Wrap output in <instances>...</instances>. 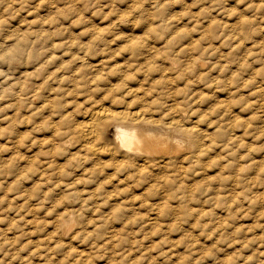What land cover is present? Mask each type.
Returning a JSON list of instances; mask_svg holds the SVG:
<instances>
[{
	"label": "bare ground",
	"instance_id": "1",
	"mask_svg": "<svg viewBox=\"0 0 264 264\" xmlns=\"http://www.w3.org/2000/svg\"><path fill=\"white\" fill-rule=\"evenodd\" d=\"M43 1L0 0V213L34 224L48 201L58 203L53 237L86 259L96 248H83L89 233L211 230L179 226L186 216L243 233L245 225L229 224L232 214L244 208L250 216L264 202V191H255L264 189V148L257 146L264 136V68L254 66L251 47L215 33L250 40L263 16L247 17L237 6L243 0H197L208 28L201 33L166 15L179 0H145L140 34L137 26L120 27L121 17L83 38L56 40L63 27L31 30L34 10H49ZM244 1L264 14V0ZM149 192L152 214L143 224L129 210ZM158 211H175L176 220L168 223ZM91 219L98 222L89 225ZM51 243L62 241L40 247L52 250Z\"/></svg>",
	"mask_w": 264,
	"mask_h": 264
},
{
	"label": "rangeland",
	"instance_id": "2",
	"mask_svg": "<svg viewBox=\"0 0 264 264\" xmlns=\"http://www.w3.org/2000/svg\"><path fill=\"white\" fill-rule=\"evenodd\" d=\"M35 1L36 0H30L32 5H34L33 3H35ZM95 1H98L99 3L97 2L95 5H90L92 0H44L43 2H45L46 6L49 5V10L47 12H42V9L37 11L34 10V13L32 14L34 18L32 16L28 20L32 21L30 22L32 25L31 30L36 31L39 29H47L52 32L54 30L52 28L57 26L63 28L62 32L58 34L59 36L54 35L56 40L67 39L70 38L69 36H78L83 38V33L93 26H102L105 28L107 25H109V23H112L114 19L118 22L121 17H124V23H119V26L121 27L124 25L130 28V26L132 27L140 24L142 17L147 15L146 11L143 12V10L148 8L145 0ZM179 2L180 3L175 4L178 5L177 7L174 4H171V8L167 11L168 14H166L174 16V24L179 28L187 27L201 33L205 30L207 31L208 28H204L207 26L206 21L203 19L205 18L204 16H206V13L201 11L200 3L197 2V0H179ZM246 2L247 1L244 0L242 2H238L237 6L239 7V4H241L239 9L241 8L247 17H252L254 15L257 16L258 14L259 16L257 17L263 16L260 19H257L259 22L256 21V25H254L255 31L258 34L256 35V32L253 31V38L250 40L246 39L247 42H244L246 41L245 39H233L235 36H232V34L229 35V33H223L219 31V29L215 34L217 38H220L219 40L227 42H234L237 40L235 43L241 45V47H251V49L249 48L247 50H250V54H252L250 58H253V60H256L257 58V62H254V66H257L258 69L260 67L261 69V67L264 68V66L260 65L261 62L259 63L258 60L260 61V59H262L264 62V57H261L262 55L264 56V14H262L260 11L258 13L252 9H248L246 4L249 1L247 3ZM250 2H254V0H250ZM186 3L189 4L187 5ZM179 4L184 7H180ZM234 4L232 3V5ZM89 5L91 8H89ZM191 5H193V7ZM86 6L88 7L86 8ZM128 6H132V9H129ZM172 10L173 12L175 11V13H173ZM92 11H94V13ZM35 14L37 16H35ZM45 15H48L49 18L46 17V24L41 28L38 21ZM183 15L185 17H182ZM178 16L180 18H178ZM213 16L219 18L215 12L212 14V17ZM152 19L157 21L159 20V17L156 13H153ZM68 20L69 22L67 23ZM203 20L205 21V24ZM63 21H65V25L63 24ZM131 21L133 22L132 24ZM50 22L52 23L50 24ZM32 23H34L36 27ZM52 24L53 26H51ZM21 28H23V30L27 28L25 22L22 23ZM139 31L140 28L137 26L134 30V33L140 34L141 32ZM259 39V44H262H260V46L259 44H254L255 46H253V41H259ZM0 69L2 68L0 67ZM262 78L263 76L259 74L258 79L263 80ZM259 138L257 140V146L264 148V136L260 139ZM255 191L256 194H259V192H263L264 189L259 187L258 190ZM151 192H153V190H151ZM151 196L152 195L150 192L147 194V196H143L142 200L137 203V205H140L139 209L135 211L129 210V212L134 214L136 213V218L138 220H142L143 224L147 223L152 214V209L150 206ZM73 200L78 202L77 199ZM258 201L254 206L253 212L250 216L247 214L246 209L244 208L243 210L232 214L229 224H241L242 226L245 225V231L243 233L233 234L232 232L220 231L216 227L217 221L211 219L210 217L193 219L190 216H186L182 217L184 220L178 223L179 226L180 223L192 226L203 225L211 230L197 232L193 231L192 233H181L177 231L171 234H154L151 231L141 233L129 232L123 234L119 233L117 237H112V233L103 235L89 233L87 234L88 236H82L83 239L86 238L87 240L86 241L84 239L86 244H82L83 248L87 251V253H90L89 248L91 245L95 246L96 248H93L92 254H88L89 256L87 259L79 256V249L76 250L69 248L67 247L68 245H66V241L53 237V222H55L54 219L56 216L61 213L59 210L60 208L57 205L58 203L48 201L47 204H45V212L40 215V218L36 217L37 221L34 224H27L23 217L20 218L18 216L14 217V215H9L6 210L3 213H0V224L3 225L2 227L4 229H7L4 230V233H1L0 235V264H23L25 263L24 260L34 264H262L264 260V214L261 215V213H264V202L262 200ZM5 203L7 204V202ZM40 207L42 209V206ZM0 209L4 210L5 207H0ZM159 214L161 215V219L168 221V223L173 218L176 220L177 217V212L175 211L174 214L171 215L164 212L163 215L165 217L162 216L160 212ZM252 216H256L253 221ZM108 218H110V220H115L116 216H110ZM96 222L98 221L91 219L89 221V225ZM117 223H120V221H117ZM247 224H249L250 227ZM144 226H146V224ZM49 239L52 241L61 240L62 243H51L54 247L52 250H46L44 246L40 247L41 243H46L49 241ZM103 242H107L108 244L106 246H101ZM77 246L78 245L75 247ZM74 260L77 261L75 262Z\"/></svg>",
	"mask_w": 264,
	"mask_h": 264
}]
</instances>
